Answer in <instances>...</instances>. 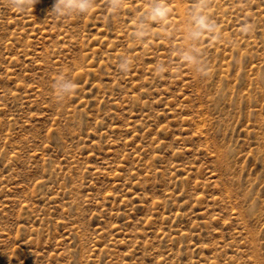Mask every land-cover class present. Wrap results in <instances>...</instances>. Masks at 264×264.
<instances>
[{"label":"rangeland","instance_id":"1","mask_svg":"<svg viewBox=\"0 0 264 264\" xmlns=\"http://www.w3.org/2000/svg\"><path fill=\"white\" fill-rule=\"evenodd\" d=\"M93 3L0 0V264H264V0Z\"/></svg>","mask_w":264,"mask_h":264},{"label":"clouds","instance_id":"2","mask_svg":"<svg viewBox=\"0 0 264 264\" xmlns=\"http://www.w3.org/2000/svg\"><path fill=\"white\" fill-rule=\"evenodd\" d=\"M10 8L27 10L34 7L39 0H7ZM94 6L93 0H55L53 10L51 11L58 18H68L73 15H87ZM207 0H193V6L189 9V25L185 31L183 39L193 44L199 45L205 35H216L218 27L215 18L207 14ZM149 15L152 21L163 23L169 18V7L167 0H154L153 5L149 9ZM185 55L181 58L187 64H192L196 69V74L200 77H206L209 74V66L200 61V58L193 55L192 52L185 50ZM119 70L122 73H128L133 63L127 56L119 58ZM164 67V66H161ZM59 96L61 99H68L76 90V83L73 80L59 81Z\"/></svg>","mask_w":264,"mask_h":264}]
</instances>
